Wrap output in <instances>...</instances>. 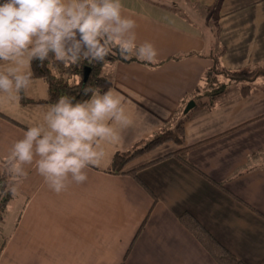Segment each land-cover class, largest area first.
Here are the masks:
<instances>
[{
    "label": "crops",
    "instance_id": "crops-1",
    "mask_svg": "<svg viewBox=\"0 0 264 264\" xmlns=\"http://www.w3.org/2000/svg\"><path fill=\"white\" fill-rule=\"evenodd\" d=\"M171 2L121 0L122 15L136 22L137 45L150 42L155 63L163 62L151 68L118 59L101 66L132 123L113 124L120 140L100 143L104 156L85 170L86 182H70L56 194L34 164L24 166L28 175L19 183L4 174L12 143L43 122L50 103L46 82L35 77L18 103L0 96V185L17 183L18 189L0 197V264H216L181 224L185 213L246 264L264 258V79L245 96L242 85L227 84L209 110L190 114L183 147H193L188 161L194 169L164 158L179 149L165 143L122 171L136 170L150 192L111 171L115 154L150 138L200 94L211 55L222 53L221 66L229 71L264 61V0L181 1L188 12ZM189 53L201 57L171 59ZM5 66L0 62V70Z\"/></svg>",
    "mask_w": 264,
    "mask_h": 264
},
{
    "label": "clouds",
    "instance_id": "clouds-1",
    "mask_svg": "<svg viewBox=\"0 0 264 264\" xmlns=\"http://www.w3.org/2000/svg\"><path fill=\"white\" fill-rule=\"evenodd\" d=\"M121 0H3L0 3V96L17 103L31 87V62H43L53 54L66 66L82 60L108 63L106 57L156 62L150 42L136 43V22L122 15ZM80 81V77L78 78ZM90 99L73 103L60 96L47 104L43 122L27 127L14 141L4 160V174L17 183L27 178L25 165H35L50 190L65 191L70 182L87 181L86 169L104 156L101 142L117 143L113 124L128 127L123 97L112 89L86 87ZM111 122V123H110ZM17 183L0 185V197L17 193Z\"/></svg>",
    "mask_w": 264,
    "mask_h": 264
},
{
    "label": "trees",
    "instance_id": "trees-1",
    "mask_svg": "<svg viewBox=\"0 0 264 264\" xmlns=\"http://www.w3.org/2000/svg\"><path fill=\"white\" fill-rule=\"evenodd\" d=\"M222 53L211 55L213 67L206 75L207 85L200 90L193 102L196 104L195 108L187 114H184V109L177 112L171 123L161 126L150 138L136 143L131 149L123 153H117L113 156L111 161V171L115 173H123V169L127 164L136 158L150 153L156 148L165 143H172L178 146L179 149L164 158L174 157L182 165L194 169L188 161V154L193 147H183L184 143V124L190 118V114L196 110H209L213 101L227 89V84H239L241 86L242 95H247L250 86L257 79L264 78V61L256 64L247 70L243 71H229L221 66L220 58ZM201 57L196 53H189L171 58L172 60H179L186 57ZM120 59L122 62H137L143 63L151 68L159 66L162 62L151 63L147 61L137 60L135 57L130 59H123L119 54L112 57H106L108 62ZM169 59V60H171ZM168 60V59H167ZM165 60V61H167ZM104 63L82 60L77 64L66 66L62 62L55 61L53 54H49V58L43 62L33 60L31 62V71L33 77L43 79L48 86V102L55 103L60 96H68L73 98V103L83 102L91 97V92L85 94L86 87L99 88L101 94L113 88L112 77L104 75L101 72V66ZM87 68L88 73L85 75L84 69ZM80 77L78 83L70 82L71 77ZM226 80V84L214 86L215 81ZM218 83V82H216ZM163 159V158H162ZM136 179L138 183L148 192H150L136 176V170L126 173ZM218 188L227 191L223 183H216ZM228 193V192H226ZM181 224L193 235V237L200 243V245L207 251L216 264H246L245 262L236 258L224 246H222L192 215L182 214L179 218ZM122 264H127L123 262ZM257 264H264V258Z\"/></svg>",
    "mask_w": 264,
    "mask_h": 264
},
{
    "label": "rangeland",
    "instance_id": "rangeland-1",
    "mask_svg": "<svg viewBox=\"0 0 264 264\" xmlns=\"http://www.w3.org/2000/svg\"><path fill=\"white\" fill-rule=\"evenodd\" d=\"M169 0H165V2H168ZM173 1H174V3H173ZM178 1H180V2H175V0H172V2H171V6L172 7H175V5L176 6H182L183 8H185V4H183V2H181V1H186V0H178ZM126 2H128V0H123V3L125 4ZM178 4V5H177ZM133 10V9H132ZM185 12L187 11L186 10V8L185 9H183ZM196 10H198V9H196ZM188 12V11H187ZM203 11H201V13H202ZM217 28V27H216ZM214 33H215V29H213V28H210ZM213 45H211L209 48H211ZM117 55H118V51H117V54L116 55H111L112 57H114V56H116V58H117ZM88 70L86 69L85 70V73L87 72ZM77 79V80H76ZM262 79H264V78H261L260 80H262ZM71 80V79H70ZM79 81V79H78V77L77 78H75V79H73V80H71L70 82H74V83H77ZM227 83V81L226 80H224V79H222V80H219L218 81V85H222V84H226ZM232 85H235L234 83H232Z\"/></svg>",
    "mask_w": 264,
    "mask_h": 264
},
{
    "label": "water",
    "instance_id": "water-1",
    "mask_svg": "<svg viewBox=\"0 0 264 264\" xmlns=\"http://www.w3.org/2000/svg\"><path fill=\"white\" fill-rule=\"evenodd\" d=\"M88 71L85 73V75H87ZM196 104L191 101L187 104V106L184 109V114L189 113L190 111H192L195 108Z\"/></svg>",
    "mask_w": 264,
    "mask_h": 264
}]
</instances>
